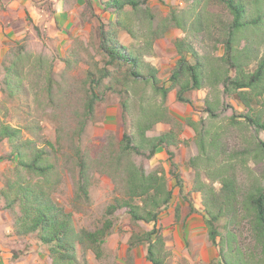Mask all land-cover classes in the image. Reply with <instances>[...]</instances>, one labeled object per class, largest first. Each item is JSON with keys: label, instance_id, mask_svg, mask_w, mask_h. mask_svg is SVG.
Here are the masks:
<instances>
[{"label": "trees", "instance_id": "1", "mask_svg": "<svg viewBox=\"0 0 264 264\" xmlns=\"http://www.w3.org/2000/svg\"><path fill=\"white\" fill-rule=\"evenodd\" d=\"M181 1L186 8L172 7L166 16L158 18L149 0H107L103 3L105 11L114 19L101 23L88 43L76 41L69 56L47 60L45 84L35 102L43 106L53 123L55 142L46 137L38 123L13 126L0 117V144L6 141L11 150L0 159L14 164L3 175L0 204L11 216L17 237L36 235L47 247L49 264H90L89 252L103 258L116 213L121 210L140 230L129 238L128 252L146 245L148 264H169L161 217L171 206L174 192L163 167L147 171L145 165L163 149L170 162L169 174L183 194L186 182L174 159L177 148L189 146L182 138L186 128L194 132L199 150L185 163L195 171V183L184 195L189 216L204 215L219 264H264V168L261 177L254 176L248 185L238 174L239 166L246 168L251 159L264 166V141L258 136L264 131V0ZM77 3L62 0V10L71 12ZM85 6L94 13L91 0H86ZM137 17H144L141 20L147 24L142 43L136 48L124 44L120 35L126 32L137 38ZM174 30L184 36L173 41L179 58L164 82L146 57ZM28 55L25 44L16 45L3 62L0 83V91L9 102L27 108L29 93L19 67ZM57 60L65 66L60 79L56 78ZM39 62L44 66L43 59ZM80 66L86 67L84 77L72 78L70 73ZM204 89L208 90L204 105L197 108L189 95ZM172 92L202 117L177 118L168 106ZM110 95H117L122 110L120 137H111L96 149H84L82 137L99 105ZM223 117H227L226 126L221 122ZM160 124L168 130L150 136ZM237 126L255 131L242 151L232 152L224 134L228 127ZM65 169L77 174L72 211L54 198ZM97 176L112 182L113 201L100 227L78 228L75 213L83 212L82 204H90ZM194 193L203 196L201 208L195 204ZM175 212L179 222L181 206L177 205ZM244 222L255 242L254 253L239 242L238 231Z\"/></svg>", "mask_w": 264, "mask_h": 264}, {"label": "rangeland", "instance_id": "2", "mask_svg": "<svg viewBox=\"0 0 264 264\" xmlns=\"http://www.w3.org/2000/svg\"><path fill=\"white\" fill-rule=\"evenodd\" d=\"M93 11L87 10L86 0H78L73 10L69 13L63 12L62 0H0V83L4 76L3 62L10 51L18 44H25L29 55L19 67V72L24 81V86L29 93V108L19 102H9L6 94L0 91V117L7 119L13 126H24L26 123H38L43 127L46 137L55 142L56 133L53 123L47 118L43 106L35 102L45 84V71L47 60L53 57L64 58L69 56L76 41H90L91 33L101 23L107 24L108 20L114 19V15L105 11L104 2L107 0H91ZM152 13L160 18L166 16L172 7L186 8V3L181 0H149ZM97 15V16H96ZM141 16H143L141 14ZM141 18L134 19V27L137 38L133 39L126 32L120 35L124 44L139 47L145 25ZM184 36L180 31L174 30L167 39L157 42L154 51L146 57L159 70V78L167 82L171 72L175 68L178 56L173 48V41ZM45 64L40 66L39 59ZM58 58V59H59ZM65 66L60 60L56 61V78ZM86 67L80 66L74 69L70 76L81 79L85 75ZM1 86V84H0ZM208 90L193 92L189 95L197 108H201ZM168 106L171 112L182 121L187 119L199 120L202 116L191 105L180 102L172 92L169 96ZM237 109V108H236ZM240 113V109H237ZM232 114V111H231ZM228 113L227 115H231ZM133 115H138L137 103L134 105ZM226 115V116H227ZM206 117V115H204ZM221 122L227 125V117ZM222 124V125H223ZM122 110L117 95H110L106 102L101 103L97 109L96 116L89 123L82 137L81 145L85 149H96L106 144L114 137L118 140L122 131ZM167 129L166 125H159L150 136L161 134ZM253 129L246 127H228L224 134L225 144L230 151H242L251 141ZM264 141V131L258 134ZM182 138L188 141L189 146H181L175 150L174 162L178 164V172L185 179V192L182 194L175 181L169 174L170 162L164 151H158L154 160L146 163V170L151 171L156 167H163L168 176L170 186L173 188L174 199L171 206L161 217V224L165 230L167 248L170 256L169 264H219L218 254L212 246L204 215L200 213L189 216L190 206L184 195L195 183V171L185 163L198 155V147L195 142V134L190 128H186ZM11 152L9 144L4 141L0 144V158H5ZM162 155V156H161ZM248 165V166H247ZM245 167L238 169L241 181L248 185L255 177H261L263 164H257L253 159L249 160ZM14 164L6 159H0V187L3 186V175L12 169ZM77 174L64 170L63 182L54 198L55 201L72 211L74 197V181ZM219 187V184H216ZM113 184L106 178L97 176L91 191L90 204H82V213H75L78 228L95 230L100 227L106 219V209L113 201ZM195 204L199 208L203 201L201 193H194ZM181 206L180 221L176 220V206ZM201 208V207H200ZM224 223V222H222ZM115 228L109 236L104 247V256L97 259L92 252L88 253L90 264H148L147 246L142 245L128 252V241L132 233L139 232L130 220L125 210L118 211L115 216ZM147 228V227H144ZM225 233V231H224ZM239 242L242 247L254 253L255 242L250 227L244 222L239 228ZM51 262L48 250L37 238L30 235L25 238L17 237L12 229L11 216L5 212L0 204V264H49Z\"/></svg>", "mask_w": 264, "mask_h": 264}, {"label": "crops", "instance_id": "3", "mask_svg": "<svg viewBox=\"0 0 264 264\" xmlns=\"http://www.w3.org/2000/svg\"><path fill=\"white\" fill-rule=\"evenodd\" d=\"M63 12H64V11H63ZM66 13H69V12H66ZM160 125H163V124H160ZM158 126H159V125H158ZM168 128H169V127L167 126V129H166V130H168ZM166 130H165V131H166ZM152 132H153V131H152ZM163 132H164V131H163ZM159 151H163V152H164L163 149H161V150H159ZM161 156H162V155H161Z\"/></svg>", "mask_w": 264, "mask_h": 264}]
</instances>
